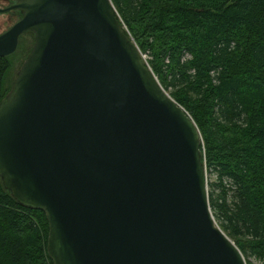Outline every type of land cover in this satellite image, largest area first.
<instances>
[{"label":"water","instance_id":"water-1","mask_svg":"<svg viewBox=\"0 0 264 264\" xmlns=\"http://www.w3.org/2000/svg\"><path fill=\"white\" fill-rule=\"evenodd\" d=\"M0 56V180L44 212L53 264H247L212 214L199 128L111 0H18Z\"/></svg>","mask_w":264,"mask_h":264},{"label":"trees","instance_id":"trees-1","mask_svg":"<svg viewBox=\"0 0 264 264\" xmlns=\"http://www.w3.org/2000/svg\"><path fill=\"white\" fill-rule=\"evenodd\" d=\"M111 1L162 87L200 130L216 223L247 264H264V0ZM28 36L0 56V101ZM47 235L44 212L19 204L0 180V264H53Z\"/></svg>","mask_w":264,"mask_h":264},{"label":"rangeland","instance_id":"rangeland-1","mask_svg":"<svg viewBox=\"0 0 264 264\" xmlns=\"http://www.w3.org/2000/svg\"><path fill=\"white\" fill-rule=\"evenodd\" d=\"M11 0H0V7H4L5 5L8 4V2H10ZM18 18V17H17ZM17 18H14V19H10V17L8 16V14H0V32H3L5 31L6 29H8V27H10V25L14 22V20H16ZM32 37L30 38H25L22 43H21V47L20 49L18 48L17 49V52L15 53V59L18 60L16 63H18V65L16 66V69L14 71V76H15V73L17 71V69L19 68L21 62H22V59L24 57V55L27 53L29 47L31 46L32 44ZM20 61V63H19ZM13 76V78H14ZM213 174H210V173H207L206 172V178H207V181L209 180H212L213 179ZM249 260L252 261V262H257L256 258L254 257H249Z\"/></svg>","mask_w":264,"mask_h":264},{"label":"flooded vegetation","instance_id":"flooded-vegetation-1","mask_svg":"<svg viewBox=\"0 0 264 264\" xmlns=\"http://www.w3.org/2000/svg\"><path fill=\"white\" fill-rule=\"evenodd\" d=\"M18 0H11L10 2H8L7 5H5L4 7H7L9 6L10 4L14 3V2H17ZM0 14H8V16L10 17V19H14V18H17L19 17V14L16 10H9V11H6V12H3V13H0ZM29 38V36H28Z\"/></svg>","mask_w":264,"mask_h":264}]
</instances>
